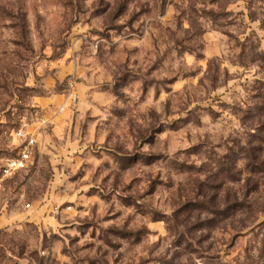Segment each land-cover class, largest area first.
Returning <instances> with one entry per match:
<instances>
[{
    "label": "rangeland",
    "instance_id": "obj_1",
    "mask_svg": "<svg viewBox=\"0 0 264 264\" xmlns=\"http://www.w3.org/2000/svg\"><path fill=\"white\" fill-rule=\"evenodd\" d=\"M0 264H264V0H0Z\"/></svg>",
    "mask_w": 264,
    "mask_h": 264
},
{
    "label": "built area",
    "instance_id": "obj_2",
    "mask_svg": "<svg viewBox=\"0 0 264 264\" xmlns=\"http://www.w3.org/2000/svg\"><path fill=\"white\" fill-rule=\"evenodd\" d=\"M15 138L20 141V144L16 156L8 159L2 167V174L4 177L25 170L27 163L31 161L34 154L35 140L31 134L19 130L15 132Z\"/></svg>",
    "mask_w": 264,
    "mask_h": 264
},
{
    "label": "trees",
    "instance_id": "obj_3",
    "mask_svg": "<svg viewBox=\"0 0 264 264\" xmlns=\"http://www.w3.org/2000/svg\"><path fill=\"white\" fill-rule=\"evenodd\" d=\"M213 221V220H212ZM213 224H214V221H213Z\"/></svg>",
    "mask_w": 264,
    "mask_h": 264
}]
</instances>
